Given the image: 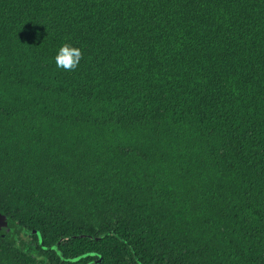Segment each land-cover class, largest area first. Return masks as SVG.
<instances>
[{
	"label": "trees",
	"instance_id": "trees-1",
	"mask_svg": "<svg viewBox=\"0 0 264 264\" xmlns=\"http://www.w3.org/2000/svg\"><path fill=\"white\" fill-rule=\"evenodd\" d=\"M0 213V264H264V0H0Z\"/></svg>",
	"mask_w": 264,
	"mask_h": 264
},
{
	"label": "clouds",
	"instance_id": "clouds-1",
	"mask_svg": "<svg viewBox=\"0 0 264 264\" xmlns=\"http://www.w3.org/2000/svg\"><path fill=\"white\" fill-rule=\"evenodd\" d=\"M83 58V51L69 42H64L54 56L55 66L65 72H72L77 69Z\"/></svg>",
	"mask_w": 264,
	"mask_h": 264
},
{
	"label": "water",
	"instance_id": "water-1",
	"mask_svg": "<svg viewBox=\"0 0 264 264\" xmlns=\"http://www.w3.org/2000/svg\"><path fill=\"white\" fill-rule=\"evenodd\" d=\"M4 228L9 230L7 217L4 214L0 213V231L3 230Z\"/></svg>",
	"mask_w": 264,
	"mask_h": 264
}]
</instances>
